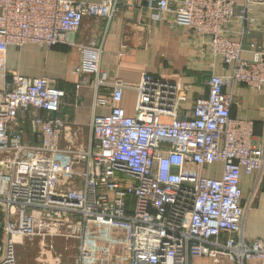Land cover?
Masks as SVG:
<instances>
[{
  "label": "built area",
  "instance_id": "obj_1",
  "mask_svg": "<svg viewBox=\"0 0 264 264\" xmlns=\"http://www.w3.org/2000/svg\"><path fill=\"white\" fill-rule=\"evenodd\" d=\"M242 19L253 3L243 0ZM154 18L208 36L222 58L208 94L178 115L185 87L145 74L136 87L134 116L118 103L128 86L116 79L111 111L94 115L86 143L62 141L58 113L66 96L45 78L5 70L0 89V264H17L26 239L78 242V264H264V239H249L244 221L264 181V136L254 122L231 115L226 87H264V50L254 60L227 37L237 0H149ZM120 0H0V51L34 43L71 44L86 17L107 24ZM89 60L101 49L86 47ZM101 81H99V84ZM97 84V83H96ZM44 111L42 117L38 111ZM31 124L40 142L27 141ZM221 165V168H219ZM211 168V175L206 169ZM243 174L255 177L243 205Z\"/></svg>",
  "mask_w": 264,
  "mask_h": 264
},
{
  "label": "crops",
  "instance_id": "obj_2",
  "mask_svg": "<svg viewBox=\"0 0 264 264\" xmlns=\"http://www.w3.org/2000/svg\"><path fill=\"white\" fill-rule=\"evenodd\" d=\"M148 1L120 0L119 10L109 25L106 19L86 17L71 44L41 47L27 43L0 51V89L7 69L32 78L48 79L64 90L66 96L61 109L53 116L64 125L62 141L75 146L87 140L94 115L111 111L114 103L111 83L116 79L128 86L118 103L128 115L136 113V87L145 74L183 85L187 100L180 103L178 115L190 113L196 101L208 94L211 75L223 72L222 58L212 52L208 36H200L178 23L174 14L155 19L154 9ZM180 2L171 0V5L179 6ZM243 7L244 1L237 0L235 17L227 27L226 35L233 41L241 40L242 58L252 61L259 49L264 50V6L253 3L247 21L241 17ZM86 47L101 49L99 60L87 59L83 52ZM225 90L234 93L232 117L253 121L254 134L261 139L264 136V87L256 89L235 84ZM38 114L46 116L41 110ZM26 129L27 141L40 142L30 123ZM206 173L211 175V168L206 169ZM254 183L255 177L243 174L242 203L245 206L253 195ZM244 227L249 239H264V181L253 196ZM198 263L212 264V259L198 258L194 264ZM249 264L263 263L253 261Z\"/></svg>",
  "mask_w": 264,
  "mask_h": 264
},
{
  "label": "rangeland",
  "instance_id": "obj_3",
  "mask_svg": "<svg viewBox=\"0 0 264 264\" xmlns=\"http://www.w3.org/2000/svg\"><path fill=\"white\" fill-rule=\"evenodd\" d=\"M86 135V134H85ZM84 140L80 145L85 144ZM17 264H78V242L47 238L26 239L18 244ZM198 262V259L194 263ZM205 264V263H198ZM232 264V263H228Z\"/></svg>",
  "mask_w": 264,
  "mask_h": 264
},
{
  "label": "bare ground",
  "instance_id": "obj_4",
  "mask_svg": "<svg viewBox=\"0 0 264 264\" xmlns=\"http://www.w3.org/2000/svg\"><path fill=\"white\" fill-rule=\"evenodd\" d=\"M25 241V240H24ZM24 241H22L21 243H23Z\"/></svg>",
  "mask_w": 264,
  "mask_h": 264
}]
</instances>
